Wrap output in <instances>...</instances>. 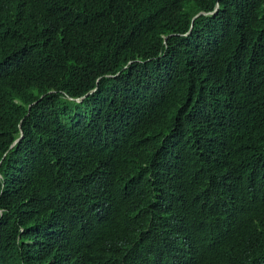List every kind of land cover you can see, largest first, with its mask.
Returning <instances> with one entry per match:
<instances>
[{"label": "trees", "instance_id": "16d2710c", "mask_svg": "<svg viewBox=\"0 0 264 264\" xmlns=\"http://www.w3.org/2000/svg\"><path fill=\"white\" fill-rule=\"evenodd\" d=\"M174 250L264 264V0H0V264Z\"/></svg>", "mask_w": 264, "mask_h": 264}, {"label": "clouds", "instance_id": "9594fccd", "mask_svg": "<svg viewBox=\"0 0 264 264\" xmlns=\"http://www.w3.org/2000/svg\"><path fill=\"white\" fill-rule=\"evenodd\" d=\"M217 8H218V4L216 5L215 10H216ZM202 14H206V13H202V12H201V13H198L196 16H198V15H202ZM196 16H195V17H196ZM195 17H194V18H195ZM41 21H43V18H41ZM191 27H192V25H191ZM94 91H95V90H91V91L89 92V94H90V93H93ZM71 98H72V100H75L76 102L82 100L81 97H78V98H76V97H71ZM39 101H40V99L38 100V102H39ZM31 106H32V105H29V106H28V108H27V111H28V112L30 111ZM17 126L19 127L20 135H19L18 139H16V140L12 143V146H13L14 144H17V143L20 141V139L22 138V134H23V130H22V122H21V121L18 122V123H17ZM230 254H231V253H230V240H229L228 242H226V243L222 246V248L220 249L218 255H220V256H227V255H230ZM158 264H193V260H192L189 256H187V255H185V254H183V253H178L176 250H174V251L172 252V254H167L163 260H161V261L158 262Z\"/></svg>", "mask_w": 264, "mask_h": 264}]
</instances>
